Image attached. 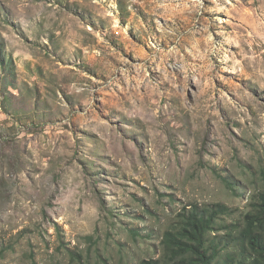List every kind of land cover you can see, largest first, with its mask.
<instances>
[{
  "label": "rangeland",
  "instance_id": "1",
  "mask_svg": "<svg viewBox=\"0 0 264 264\" xmlns=\"http://www.w3.org/2000/svg\"><path fill=\"white\" fill-rule=\"evenodd\" d=\"M263 193L264 0H0V264L159 261L216 206L241 264Z\"/></svg>",
  "mask_w": 264,
  "mask_h": 264
},
{
  "label": "trees",
  "instance_id": "2",
  "mask_svg": "<svg viewBox=\"0 0 264 264\" xmlns=\"http://www.w3.org/2000/svg\"><path fill=\"white\" fill-rule=\"evenodd\" d=\"M252 205V212L244 218V229L235 232L232 238L248 259L241 264H264V193ZM225 207L200 210L198 207L177 217L169 231L162 237L163 255L159 261L141 264H215L220 245H211L210 235L215 232L217 222L228 216ZM233 236H229L230 239Z\"/></svg>",
  "mask_w": 264,
  "mask_h": 264
}]
</instances>
